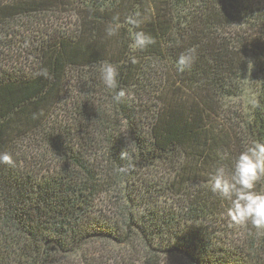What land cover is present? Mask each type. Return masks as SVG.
<instances>
[{
    "label": "trees",
    "instance_id": "obj_1",
    "mask_svg": "<svg viewBox=\"0 0 264 264\" xmlns=\"http://www.w3.org/2000/svg\"><path fill=\"white\" fill-rule=\"evenodd\" d=\"M139 30L154 43L133 51ZM253 142L264 0H0V264H264V234L208 187Z\"/></svg>",
    "mask_w": 264,
    "mask_h": 264
},
{
    "label": "clouds",
    "instance_id": "obj_2",
    "mask_svg": "<svg viewBox=\"0 0 264 264\" xmlns=\"http://www.w3.org/2000/svg\"><path fill=\"white\" fill-rule=\"evenodd\" d=\"M125 22L139 29L143 21L139 13L125 17ZM122 25L119 17L113 18L105 28L107 37L115 36ZM133 51L143 50L154 43V39L142 30L131 33ZM196 59L195 47L182 52L176 60L179 72L189 71ZM135 63V57H131ZM37 75L51 78L47 69H41ZM118 67L111 62L101 64L100 76L107 89L114 90V99L119 102L126 96V90L119 85ZM0 164H13V157L8 152H0ZM264 178V142H253L239 152L230 166H217L209 177V190L229 202L227 214L236 225L251 224L259 233L264 234V192L256 190L257 182Z\"/></svg>",
    "mask_w": 264,
    "mask_h": 264
},
{
    "label": "rangeland",
    "instance_id": "obj_3",
    "mask_svg": "<svg viewBox=\"0 0 264 264\" xmlns=\"http://www.w3.org/2000/svg\"><path fill=\"white\" fill-rule=\"evenodd\" d=\"M67 21H65V23H66ZM69 26V25H68ZM246 95H247V93H246ZM105 202H106V198H105ZM125 255H123V257H124ZM123 259H126V258H123Z\"/></svg>",
    "mask_w": 264,
    "mask_h": 264
}]
</instances>
